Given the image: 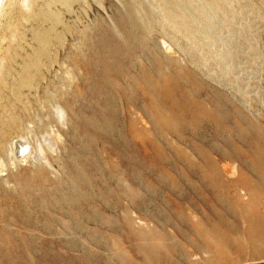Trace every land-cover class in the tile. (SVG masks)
I'll list each match as a JSON object with an SVG mask.
<instances>
[{
    "label": "rangeland",
    "instance_id": "rangeland-1",
    "mask_svg": "<svg viewBox=\"0 0 264 264\" xmlns=\"http://www.w3.org/2000/svg\"><path fill=\"white\" fill-rule=\"evenodd\" d=\"M0 264H264V0H1Z\"/></svg>",
    "mask_w": 264,
    "mask_h": 264
},
{
    "label": "bare ground",
    "instance_id": "bare-ground-1",
    "mask_svg": "<svg viewBox=\"0 0 264 264\" xmlns=\"http://www.w3.org/2000/svg\"><path fill=\"white\" fill-rule=\"evenodd\" d=\"M1 1V0H0ZM61 120V117L59 118ZM45 145L47 147L48 150L53 151L55 144L52 141V139H50L49 141L46 140ZM17 157L20 158L21 161H25L28 157V154L30 152V147L28 145V143H23L22 145H20V148H17ZM44 149H42L39 144L37 145L36 148V156L38 159L40 160H44L45 159V152L43 151Z\"/></svg>",
    "mask_w": 264,
    "mask_h": 264
}]
</instances>
